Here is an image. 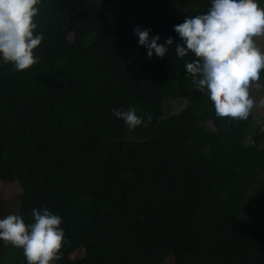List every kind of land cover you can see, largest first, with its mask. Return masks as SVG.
<instances>
[{
    "label": "trees",
    "instance_id": "16d2710c",
    "mask_svg": "<svg viewBox=\"0 0 264 264\" xmlns=\"http://www.w3.org/2000/svg\"><path fill=\"white\" fill-rule=\"evenodd\" d=\"M137 1L41 0L38 62L0 64V182L19 189L12 213L30 223L43 206L61 217L53 264H264V131L250 114L213 115L184 69L194 57L171 49L173 25L209 0L143 5L132 18ZM137 27L157 43L171 37L168 53L148 58ZM130 105L150 114L146 126L112 116ZM16 249L0 242V260Z\"/></svg>",
    "mask_w": 264,
    "mask_h": 264
},
{
    "label": "clouds",
    "instance_id": "9594fccd",
    "mask_svg": "<svg viewBox=\"0 0 264 264\" xmlns=\"http://www.w3.org/2000/svg\"><path fill=\"white\" fill-rule=\"evenodd\" d=\"M41 0H0V64L10 63L15 71L29 68L39 60L34 49L43 39L36 31L35 17ZM179 42L171 49L176 58L191 54L185 61L186 75L211 104L213 115L244 120L257 103L249 95L250 83L256 88L264 70V52L254 37L264 35V8L258 0H209L203 13L184 16L173 25ZM137 45L151 58L162 57L173 45L171 37L157 43L158 35L134 28ZM113 117L129 129L146 126L150 114L143 118L134 106L110 109ZM61 217L46 207L31 209V222L25 223L19 213L0 216V242L21 248L25 264H53L64 239Z\"/></svg>",
    "mask_w": 264,
    "mask_h": 264
},
{
    "label": "rangeland",
    "instance_id": "374dc122",
    "mask_svg": "<svg viewBox=\"0 0 264 264\" xmlns=\"http://www.w3.org/2000/svg\"><path fill=\"white\" fill-rule=\"evenodd\" d=\"M172 0H138L136 4L131 5L128 13L132 18H134V13L139 12L143 5H153L158 6L159 4L163 5L164 8L168 7ZM258 5L261 8H264V0H258ZM256 41L257 47L260 48L262 52H264V35L260 37H254ZM260 83V81H259ZM249 95L257 102L264 99V88H256L255 83H250L249 85ZM185 104V101L180 103V107L175 109V113H177ZM255 124H259L261 130L264 131V103H257L254 105L252 110L249 113ZM264 146V142H263ZM18 193L19 189L15 182H0V216L12 213L18 209L19 201H18ZM23 255L22 249H16L9 251L6 256H4L0 260V264H18L19 257ZM83 255V249L76 250V253L72 254L70 258L73 257H81ZM78 257V258H79ZM167 260L163 264H171V257H167Z\"/></svg>",
    "mask_w": 264,
    "mask_h": 264
}]
</instances>
